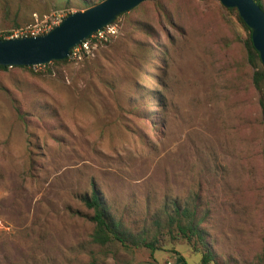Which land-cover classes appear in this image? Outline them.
<instances>
[{
    "label": "rangeland",
    "instance_id": "obj_1",
    "mask_svg": "<svg viewBox=\"0 0 264 264\" xmlns=\"http://www.w3.org/2000/svg\"><path fill=\"white\" fill-rule=\"evenodd\" d=\"M160 1L166 14L146 4L152 37L130 13L51 74L0 71V264H200L207 247L215 264L263 263L264 121L245 32L218 0ZM85 5L0 0V35ZM92 185L131 238L161 249L93 242L80 197ZM176 208L198 209L199 252L169 224Z\"/></svg>",
    "mask_w": 264,
    "mask_h": 264
},
{
    "label": "trees",
    "instance_id": "obj_2",
    "mask_svg": "<svg viewBox=\"0 0 264 264\" xmlns=\"http://www.w3.org/2000/svg\"><path fill=\"white\" fill-rule=\"evenodd\" d=\"M151 1L155 4L154 8L157 12L166 11L165 2L163 3V1L160 0H151ZM151 1L145 0L139 3L138 5H136L135 7H133L132 9L118 14L114 19V22L117 20V18L121 16L128 17L130 13H134L135 16H137L136 18V22L138 23L137 28L140 30V32L143 35L152 37V26L148 18L147 7H146V4ZM255 1L264 11V0H255ZM95 3L96 2L91 3L89 1L82 0V4L84 5V7H86L85 4L92 6ZM224 10L228 15L233 16L239 22V24L241 25V27L245 32V37L242 39L243 49L245 53V62L252 69L251 82L254 89L257 91L259 95L258 104L260 106L262 119L264 121V64L260 59L258 51L253 46L251 40V29L242 20V18L240 17L237 11V8L224 7ZM17 17L18 16L15 15L11 19V21H9L6 24V26H8L7 28L19 26ZM167 17L168 16L166 15V18ZM10 34L11 33L9 30H4L0 35V38H7ZM136 48L140 51L139 52L141 55L140 59L147 57V55L151 53V49L147 45V42L143 40H139L138 46H136ZM69 60L70 57L68 56L64 59L51 60L49 63L44 65H37L42 68L39 71L33 70L34 66H22V65H13V66L0 65V71H4L10 67V68L21 69L34 75L51 74L53 67L65 65L69 62ZM147 62L148 61H146V63ZM153 83L156 82L153 81ZM132 87L135 89V91H133L132 93L134 95H139L140 93L139 91L141 90H139L138 83L136 81L132 82ZM145 108H146L145 106H140V108H137L136 111L142 115H145V113H142L145 111ZM18 116L21 120L25 119V117L21 113H18ZM80 197L83 204L88 209L92 210V215L90 219L93 222V230L91 232V239L93 242L98 243L100 245H105L108 242H115L120 244L126 249H131L130 246L145 247L151 251H154L158 248L161 249L156 239L146 240L145 238H131L127 232L125 223H123L120 220L116 221L112 218L106 205L104 204V201L102 200L98 191L96 190L95 186L92 185L90 192L88 194L81 195ZM198 213H199L198 209L194 211H189L187 208H184V210L181 213L176 208L174 216L169 217V224L174 225L179 237L181 239H184V241L188 245H190V247L196 252H199L198 248L200 245L205 246L204 229L201 226L202 223L201 220L199 219ZM262 251H263L262 264H264V245ZM180 259L178 264H186L185 261L182 259V257H180ZM214 260L215 258L208 247L205 252H201L200 264H215Z\"/></svg>",
    "mask_w": 264,
    "mask_h": 264
},
{
    "label": "water",
    "instance_id": "obj_3",
    "mask_svg": "<svg viewBox=\"0 0 264 264\" xmlns=\"http://www.w3.org/2000/svg\"><path fill=\"white\" fill-rule=\"evenodd\" d=\"M145 0H101L62 17L49 30L34 35L0 38V65H44L64 59L71 50L94 32L111 24L116 16ZM225 7H235L251 29V40L264 64V11L255 0H218ZM177 259L176 264H178Z\"/></svg>",
    "mask_w": 264,
    "mask_h": 264
},
{
    "label": "built area",
    "instance_id": "obj_4",
    "mask_svg": "<svg viewBox=\"0 0 264 264\" xmlns=\"http://www.w3.org/2000/svg\"><path fill=\"white\" fill-rule=\"evenodd\" d=\"M59 20L57 22L52 21L50 23H44L41 26L38 25V23L28 24L24 27L13 30L12 33L9 35V37L19 36V35H34V34L46 32L53 25L57 24ZM116 34H117V25L116 22L113 21L111 24H108L104 26L102 29L97 30L88 39L84 40L79 45L75 46L71 50L69 57L77 58L80 56L81 53H89L91 48L95 44H97L98 42L107 41L108 39L114 37Z\"/></svg>",
    "mask_w": 264,
    "mask_h": 264
}]
</instances>
